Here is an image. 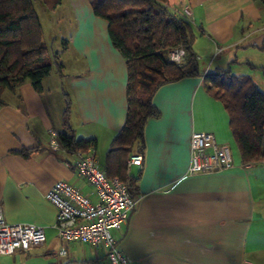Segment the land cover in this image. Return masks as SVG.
Segmentation results:
<instances>
[{"label":"crops","instance_id":"obj_1","mask_svg":"<svg viewBox=\"0 0 264 264\" xmlns=\"http://www.w3.org/2000/svg\"><path fill=\"white\" fill-rule=\"evenodd\" d=\"M90 2L62 0L59 5L67 7L66 22L71 25L66 49L57 53L66 92L63 78L51 71L42 81L41 93L25 82L5 92L0 105L1 213L9 224L41 227L45 243L40 248L49 249L59 239L56 210L45 198L47 191L65 181L86 195L93 192L78 176L80 154L51 145L52 135L57 142V132L63 131L66 95L73 136L96 140V149L89 152L100 168L125 122V60L113 48L107 23L93 14ZM164 9L191 25L201 74L230 67L235 75L249 76L264 94L260 2L168 0ZM153 105L160 115L145 125L142 165L127 167L128 176L135 179L130 190L136 206L127 224L114 232L124 257L130 264H264V161L241 163L228 115L207 94L201 77L161 87ZM194 132L211 133L217 144L229 148L233 142L237 151L235 156L231 153L232 168L190 174L189 142ZM21 150L36 151L28 159L13 154ZM69 256L64 264L105 261L103 251L77 242H71Z\"/></svg>","mask_w":264,"mask_h":264},{"label":"trees","instance_id":"obj_2","mask_svg":"<svg viewBox=\"0 0 264 264\" xmlns=\"http://www.w3.org/2000/svg\"><path fill=\"white\" fill-rule=\"evenodd\" d=\"M34 1H39L50 12L62 2L0 0V105L5 92L14 91L25 82H30L33 89L41 93L42 81L49 76L56 62L49 56V48L43 41ZM257 1L264 6V0ZM167 2H90L93 14L107 23L111 44L123 57L127 68L125 122L110 142L103 169L109 179L128 182L130 187L135 179L127 174V160L132 155L144 153L145 125L149 119H157L160 115L153 105L155 93L161 87L185 78L201 77L207 94L222 105L241 163L264 161V94L249 76L235 75L230 67L201 74L193 50L196 35L188 22L166 12ZM174 48L185 51L181 65L168 60L167 54ZM58 67L62 65L58 64ZM64 102L63 131L57 132L58 146L73 154L94 151L96 140L73 136L69 126L68 95ZM35 151L21 150L13 154L28 159Z\"/></svg>","mask_w":264,"mask_h":264},{"label":"built area","instance_id":"obj_3","mask_svg":"<svg viewBox=\"0 0 264 264\" xmlns=\"http://www.w3.org/2000/svg\"><path fill=\"white\" fill-rule=\"evenodd\" d=\"M168 60L181 65L185 51L174 48L167 54ZM51 145L57 146L52 135ZM190 174H204L232 168V155L228 146L217 144L213 134L194 132L189 142ZM142 155H132L127 167L142 165ZM78 176L93 192L84 194L79 188L65 182H56L46 193V200L56 210L54 229L63 242H77L103 251L104 262L100 264H130L120 251L115 231H120L128 222L136 206L128 182L109 179L100 168L94 154H80L76 165ZM93 196L94 200L90 198ZM45 243V233L33 224H9L0 209V256H10L17 251H30ZM59 254L66 255L62 249Z\"/></svg>","mask_w":264,"mask_h":264},{"label":"rangeland","instance_id":"obj_4","mask_svg":"<svg viewBox=\"0 0 264 264\" xmlns=\"http://www.w3.org/2000/svg\"><path fill=\"white\" fill-rule=\"evenodd\" d=\"M34 7L42 26L43 41L49 48V56L56 60V62L53 64L52 75L58 73L59 76L63 78L61 76V74H63V70L58 67V64L61 65V60L59 58L58 61L57 53H62L63 50L66 49L64 44L66 41H68V37L70 35L71 25H68V22H66L68 21L67 19L69 17V14L67 15L68 9L65 6H59L55 12H50L47 11L39 3V1H34ZM73 61L74 58L72 57L71 53V64ZM66 85L67 80L66 78H63L61 85L63 88V93L66 92L64 91ZM229 145L231 148V153L235 156L237 150L233 142H230ZM44 146L46 147L45 144ZM61 247H63L65 250H68V255H66L67 257L61 256L59 254ZM69 252L71 253V242H63L60 239H57L55 244L49 249L46 247L36 248L30 250L28 253L18 251L13 256H0V264H64L66 261L71 260Z\"/></svg>","mask_w":264,"mask_h":264}]
</instances>
